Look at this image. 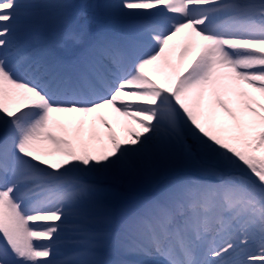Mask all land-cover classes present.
<instances>
[{"label": "bare ground", "instance_id": "6f19581e", "mask_svg": "<svg viewBox=\"0 0 264 264\" xmlns=\"http://www.w3.org/2000/svg\"><path fill=\"white\" fill-rule=\"evenodd\" d=\"M20 1L0 8L23 15L0 18V264H167L165 244L173 264H186L173 254L178 243L205 248L221 259L213 264H264V193L229 186L233 158L221 143L244 134L228 131L229 119L264 123V0ZM93 28L131 59L143 52L136 39L150 43L137 69L121 74L145 84L146 102L120 90L126 102L104 103L92 88L110 55H83ZM149 30L164 36L155 41ZM74 70L88 83L78 103L65 83ZM188 153L200 164L181 158ZM214 169L217 179L205 173ZM104 186L133 195L128 225ZM206 234L234 251L216 254Z\"/></svg>", "mask_w": 264, "mask_h": 264}, {"label": "rangeland", "instance_id": "374dc122", "mask_svg": "<svg viewBox=\"0 0 264 264\" xmlns=\"http://www.w3.org/2000/svg\"><path fill=\"white\" fill-rule=\"evenodd\" d=\"M92 1H89L91 3ZM8 15V14H6ZM20 17V16H14ZM0 32H4L3 29ZM55 116L53 115V118ZM226 128L228 131H232L234 133L243 134L240 135V138L237 136L231 135L230 139L226 142L221 141L224 145L225 151L227 148L230 153H227L230 158H233L231 161V165L224 167L226 171H230V168H233L234 173L229 174L227 176V183L229 186L231 184L238 186H248L252 188H258L264 193V123H261L259 126H251L249 124H238L234 122L232 119L227 121ZM220 146V144H218ZM236 145V146H235ZM239 147V148H237ZM249 149H248V148ZM221 148V146H220ZM223 151V150H222ZM236 154L238 157H234ZM187 155H182V159L186 162L191 161V163H198L197 158L192 153H188ZM205 162V160H202ZM219 170L214 169L213 172H205L206 174H210L214 178L219 176ZM104 191L106 193H111V197L116 196L115 199H120L115 204V211L117 213H121L122 211V219L128 220L130 219L129 213L126 214L125 205L128 201L133 198V195L124 193L123 190L118 191L119 189L112 188L109 192L107 189L109 187L104 186ZM107 205H110L106 203Z\"/></svg>", "mask_w": 264, "mask_h": 264}]
</instances>
